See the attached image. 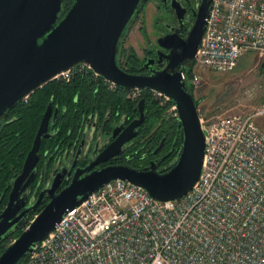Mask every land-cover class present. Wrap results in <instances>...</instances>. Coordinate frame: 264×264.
Masks as SVG:
<instances>
[{
    "label": "built area",
    "instance_id": "obj_1",
    "mask_svg": "<svg viewBox=\"0 0 264 264\" xmlns=\"http://www.w3.org/2000/svg\"><path fill=\"white\" fill-rule=\"evenodd\" d=\"M205 21L190 61L194 89L201 71L228 72L246 53L264 56V0H212ZM86 71L99 77L77 64L53 80ZM169 112L177 116L173 104ZM257 116H264V99L251 114L199 113L202 170L185 195L160 201L113 180L68 211L22 264H264V129Z\"/></svg>",
    "mask_w": 264,
    "mask_h": 264
},
{
    "label": "water",
    "instance_id": "obj_2",
    "mask_svg": "<svg viewBox=\"0 0 264 264\" xmlns=\"http://www.w3.org/2000/svg\"><path fill=\"white\" fill-rule=\"evenodd\" d=\"M144 1L73 0L62 15L64 0H0V123L15 104L77 64L88 65L99 77L119 88L150 90L167 97L176 108L179 123V150L164 171L158 167L161 158L138 168L127 164L94 168L118 156L123 145L136 135L145 115L144 100L140 99L139 116L127 125L115 126L110 142L93 161L77 167L62 188L66 171L57 172L51 184L40 190L34 204L23 208L27 194H21L35 176L32 169L38 160L41 140L51 136L47 132L52 113L49 103L0 212V241L10 230L24 225L29 211L37 208L44 195L48 202L2 251L0 264H22L68 211L113 180L139 186L160 201L182 197L198 180L204 133L196 99L181 72L183 64L194 59L200 46L212 0L200 1L183 38L177 34L179 29L157 38V45L167 52L158 49L156 57L147 58L143 64L145 73H127L118 64L120 41ZM170 5L180 24L181 4L171 1ZM166 28L171 30L169 25Z\"/></svg>",
    "mask_w": 264,
    "mask_h": 264
},
{
    "label": "trees",
    "instance_id": "obj_3",
    "mask_svg": "<svg viewBox=\"0 0 264 264\" xmlns=\"http://www.w3.org/2000/svg\"><path fill=\"white\" fill-rule=\"evenodd\" d=\"M72 1L64 0L62 15ZM143 8L144 3L138 9L131 23L135 21ZM127 29L120 41L118 64L125 72L139 73L143 70V58L138 56L132 48L128 50L122 48ZM150 52L153 53V51ZM192 64L187 61L182 67L185 72V83L194 95L196 91L190 83L193 76ZM73 75L69 82L50 81L32 93L27 103H17L10 109L11 114L14 115V120L3 121V119L1 121L0 196L3 194L2 205L6 201L12 179L21 169L24 158L32 145L39 121L50 100L60 111L56 125L57 132L53 138L42 139L40 154L46 151L51 153L56 150L61 140L65 141L67 138H72L79 128L83 115L99 112L101 117H104L110 110L112 116L118 118L125 115L129 120L137 115L134 108L137 102L143 99L145 118L139 127V134H142L139 139V147H135L133 144L129 147L128 152L130 154L127 157H115L111 160V164H127L135 168L143 167L147 162L142 159L141 152L135 153L137 148L142 145L155 149L160 146L161 142L164 143L162 152L168 153L164 163L168 165L176 157L179 150V123L176 116L169 112V108L173 104L170 100L164 101L162 97L150 90H141L138 97L130 99L126 96V89L118 87L116 91L112 92L102 87L100 85L101 77H97L99 80L95 82L85 76L83 72H77ZM195 99L198 106L199 101L197 98ZM110 128L111 126L108 127V131ZM47 202V197L42 198L37 208L29 211L24 225L7 233L5 238L0 241V254L9 243L19 236Z\"/></svg>",
    "mask_w": 264,
    "mask_h": 264
},
{
    "label": "flooded vegetation",
    "instance_id": "obj_4",
    "mask_svg": "<svg viewBox=\"0 0 264 264\" xmlns=\"http://www.w3.org/2000/svg\"><path fill=\"white\" fill-rule=\"evenodd\" d=\"M150 1L151 0H145L144 1V7ZM171 1L181 4L180 6H181V8H183V18H181L180 24L178 22L175 11L171 8V5H170ZM200 1L201 0H152V3L155 5L156 11L159 12V14H160V16H158L154 22V25H155L154 27H156V29H157L156 31H158L159 34L155 38L154 43H151L149 41V37L147 36L148 33H147L146 29L141 28L143 35H146L145 39L147 42V47L144 51L143 56L141 57V58H143L142 67H143V64L147 58L156 57V51L158 49H161L162 51L167 52L166 50L160 48L157 45L156 40L158 37L163 36V35L167 34L168 32H174L177 29H179L177 34L180 37L183 38L186 35L188 29L191 27V24L194 21V18H195L194 12L197 9V7L199 6ZM166 25H169L171 27V30H168L166 28ZM147 48H148V50H147ZM149 50L153 51V53H151ZM154 65H157V64H154ZM163 65L164 64L159 65V66H163ZM145 72H146V70L143 67V70L139 73H145ZM75 73H77V72H75ZM83 73L85 76H87L88 78L92 79L95 82L97 80H99L90 71H86ZM73 76L74 75H72V77ZM72 77H71V79H72ZM52 81L63 82L62 80H52ZM69 81H64V82H69ZM100 85L102 87H104L105 89H107L108 91H112V92L116 91L118 89V87L112 88V89L108 88L106 86V83L103 80L100 83ZM31 94L19 103H27ZM128 95H129V90H127L126 96L128 98H130ZM130 99H132V98H130ZM49 103H51L52 113H51V117H50L49 122H48L47 132L49 134H51V136L48 138H53L57 132L56 125H57V119H58V116L60 114V111L57 107L54 106L52 100H50L48 102V104ZM48 104H47V106H48ZM47 106H46V108H47ZM46 108H45V110H46ZM45 110H44V112H45ZM55 110L57 112L55 115V119L53 120V114H54ZM134 111L137 112V115L135 117L129 119V120H128V117L125 115H122L118 118H116L115 116H112L110 110L107 113V115L104 117H101L99 112H90L88 114H85L82 116L79 128L72 138H67V140H65V141L61 140L60 144H58L56 150L52 151L51 153H48V151H46V152L40 154L39 150H38V160L32 169L34 171L35 176L32 179V181L28 184V186L26 187L24 192L21 194V196L24 193L27 194V200H26L23 208L26 206H30V205L34 204L40 190L48 187L51 184L52 179L54 178L55 174L57 172L61 171L62 169H64L66 171V175H65L64 181L61 185V188L64 187L66 184H68V182L70 181L75 169L77 167H84L88 163L93 161L95 159V157L98 155V153H100V151L110 142L109 137H110V134H111V132L115 126L122 125V124L127 125L131 120H133L134 118H137L139 116L137 104L134 108ZM143 111H144V106H143ZM42 116H43V114H42ZM42 116H41V118H42ZM144 118H145V115H144ZM3 119H2L3 121H5V120L12 121V120H14V115H12L10 110H9ZM109 120H111V121H109ZM143 121H144V119H143ZM143 121H142V123H143ZM39 123H40V121H39ZM140 125L136 128V131H137L136 135L134 137H132L126 144L123 145L124 150L116 157H122V156L127 157L130 154L128 152L129 147H131L133 144H134L133 146L139 147V142H140L139 139L142 135V134L141 135L139 134ZM38 126H39V124H38ZM109 126H111V128L108 131ZM146 138H148V136H146ZM42 139H45V138H42ZM41 142H42V140H41ZM126 145H128V146L126 147ZM163 147H164L163 142H161L160 146L156 147L155 149H152L151 147H144L141 145L140 148H137L138 150L135 153L141 152L142 159L147 162L146 165H148V163L152 160H156L158 158H161L158 167L161 171H164L165 168L167 167V164H165L164 161H165V157L167 156L168 153H166L164 151L162 152ZM39 149H40V147H39ZM111 162L112 161L110 160V161L98 164L94 168L111 164ZM22 165H23V163H22ZM146 165H144V166H146ZM21 169H22V166H21ZM21 169L12 179L10 189L8 191V194H7L6 201L3 205H2L3 194L0 196V212L3 210V208L5 207V205L7 203L8 195H9V192L11 190L13 181L16 178V176L20 173ZM44 197H46V195H44L43 198Z\"/></svg>",
    "mask_w": 264,
    "mask_h": 264
},
{
    "label": "rangeland",
    "instance_id": "obj_5",
    "mask_svg": "<svg viewBox=\"0 0 264 264\" xmlns=\"http://www.w3.org/2000/svg\"><path fill=\"white\" fill-rule=\"evenodd\" d=\"M158 16L160 14L151 0L129 25L122 48L124 50L132 48L142 57L147 42L141 28L146 29L149 41L154 43L159 34L154 27ZM200 74V84L194 95L199 101L198 112L206 118L221 114H251L258 109L264 99V56L246 53L232 71L204 70ZM254 121L264 129V116H257Z\"/></svg>",
    "mask_w": 264,
    "mask_h": 264
}]
</instances>
